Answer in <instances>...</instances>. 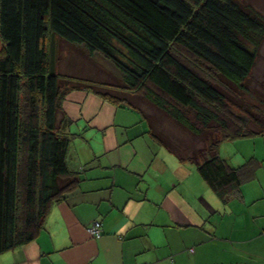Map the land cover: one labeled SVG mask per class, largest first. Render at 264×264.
Segmentation results:
<instances>
[{"label": "trees", "instance_id": "16d2710c", "mask_svg": "<svg viewBox=\"0 0 264 264\" xmlns=\"http://www.w3.org/2000/svg\"><path fill=\"white\" fill-rule=\"evenodd\" d=\"M54 36L101 54L120 79L60 72ZM263 41L264 14L242 0H0V253L34 240L79 181L63 108L73 90L136 108L221 199L236 194L255 159L232 166L220 144L264 134Z\"/></svg>", "mask_w": 264, "mask_h": 264}, {"label": "crops", "instance_id": "0c3cea01", "mask_svg": "<svg viewBox=\"0 0 264 264\" xmlns=\"http://www.w3.org/2000/svg\"><path fill=\"white\" fill-rule=\"evenodd\" d=\"M63 108L79 181L0 264H264V141L239 164L226 159L255 160L223 200L195 163L156 141L136 108L86 90L69 92ZM95 220L98 237L87 230Z\"/></svg>", "mask_w": 264, "mask_h": 264}, {"label": "rangeland", "instance_id": "374dc122", "mask_svg": "<svg viewBox=\"0 0 264 264\" xmlns=\"http://www.w3.org/2000/svg\"><path fill=\"white\" fill-rule=\"evenodd\" d=\"M246 4L255 6L264 14V0H242ZM264 42V41H263ZM53 47L59 59V71L62 73H74L82 77H91L98 80H116L120 79L119 72L115 66L99 53L93 55L82 45L68 43L54 36ZM253 75L260 84L264 85V43L260 50ZM146 108H150L149 103L144 102ZM168 130L173 131L180 139H185V131L170 122L167 119L165 125ZM264 141V136L241 137L232 140H224L220 145L221 156L229 159L232 164L243 162L251 153H254L255 147L259 148L260 143Z\"/></svg>", "mask_w": 264, "mask_h": 264}, {"label": "built area", "instance_id": "2783aa9c", "mask_svg": "<svg viewBox=\"0 0 264 264\" xmlns=\"http://www.w3.org/2000/svg\"><path fill=\"white\" fill-rule=\"evenodd\" d=\"M87 230L96 237L100 236L103 233L102 222L100 220L93 221Z\"/></svg>", "mask_w": 264, "mask_h": 264}]
</instances>
